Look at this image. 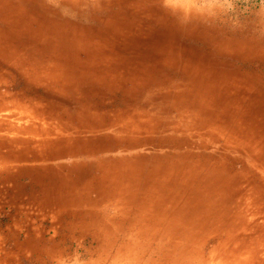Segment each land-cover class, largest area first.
<instances>
[{
    "label": "rangeland",
    "instance_id": "374dc122",
    "mask_svg": "<svg viewBox=\"0 0 264 264\" xmlns=\"http://www.w3.org/2000/svg\"><path fill=\"white\" fill-rule=\"evenodd\" d=\"M102 20L136 52L128 61L171 57L188 80L158 65L156 81L127 83V111L110 115L119 131L74 147L88 156L66 179L0 164V264H264V0H0V67L58 60L87 42L72 24ZM145 88L158 97L134 108ZM65 127L79 143L100 129ZM14 135L15 158L28 155Z\"/></svg>",
    "mask_w": 264,
    "mask_h": 264
},
{
    "label": "crops",
    "instance_id": "0c3cea01",
    "mask_svg": "<svg viewBox=\"0 0 264 264\" xmlns=\"http://www.w3.org/2000/svg\"><path fill=\"white\" fill-rule=\"evenodd\" d=\"M55 20L51 21L55 22ZM102 22L105 26V20ZM72 25L76 26L75 31L78 33H80L79 30L82 31L81 38L84 39L81 40L87 38V42L82 41V44L77 46L68 45L57 48L58 60L42 63L21 62L19 65L11 62L10 66L0 67L2 75L16 71V77H12L11 80H1L3 77H0V96L2 95L7 102L0 106V110L6 111L5 117H0V150L2 152L0 164L6 175L10 173V168L13 170L12 166L15 162H31L29 171L38 166L53 167L60 171V179H66L64 172L68 165L70 167L79 165L80 157L88 156L86 152H75L74 147L79 145L88 148L101 147L100 145L105 144V140L108 139L109 133L119 131L118 128L121 126L118 122L119 118L111 121L110 115L116 111H120L123 115L127 111L125 101L127 83L141 85L144 82L156 81L158 65L183 72L188 80L187 72L190 73V70L182 68V62L175 66L174 59L171 57L167 63L163 61V64L157 62V58L153 61L154 64L128 61L133 60L132 57L136 55V52L123 48L128 47V44L122 40L119 43V39L110 37L107 25L105 28ZM114 34H119L118 29H115ZM95 36L98 37V42L93 40ZM205 39L208 38L202 36V40ZM121 43L124 44L121 45ZM202 55L204 56L202 66L212 69L206 63L205 57H208L203 42ZM115 58L121 59L117 65L113 63ZM212 66L214 69L218 67L223 70L221 67L223 64L217 61H214ZM9 76L10 74L8 78ZM22 84L32 88L24 97L18 93L20 91L18 86ZM32 93L37 94L32 95ZM152 93H155V96H150L147 88L145 91L142 90L138 95L141 100L135 102L133 107L152 106L153 98L158 97L156 91ZM18 95L23 99H19ZM16 111L22 115L17 122ZM80 124H99L100 129L91 132L83 131L80 134L83 140L79 143L68 137L73 136L74 133L71 128L65 126L72 127ZM15 131L23 133V136L26 135L23 139L33 148L32 150L30 147L32 151L28 155L23 154L17 159L14 156ZM63 147L68 149L61 150ZM56 177H59L58 174Z\"/></svg>",
    "mask_w": 264,
    "mask_h": 264
}]
</instances>
